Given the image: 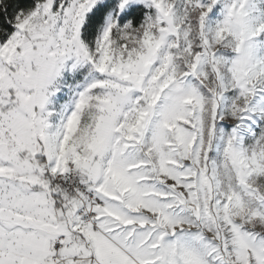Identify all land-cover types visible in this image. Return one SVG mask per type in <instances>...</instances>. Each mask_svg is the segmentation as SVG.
<instances>
[{
	"label": "snow or ice",
	"instance_id": "6c2138e0",
	"mask_svg": "<svg viewBox=\"0 0 264 264\" xmlns=\"http://www.w3.org/2000/svg\"><path fill=\"white\" fill-rule=\"evenodd\" d=\"M0 264H264V0H0Z\"/></svg>",
	"mask_w": 264,
	"mask_h": 264
}]
</instances>
